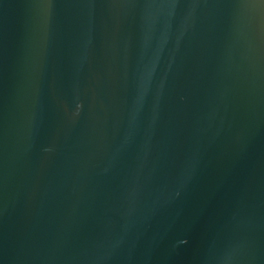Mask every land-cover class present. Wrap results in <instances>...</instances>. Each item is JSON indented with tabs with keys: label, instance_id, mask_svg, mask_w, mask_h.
Returning a JSON list of instances; mask_svg holds the SVG:
<instances>
[{
	"label": "water",
	"instance_id": "water-1",
	"mask_svg": "<svg viewBox=\"0 0 264 264\" xmlns=\"http://www.w3.org/2000/svg\"><path fill=\"white\" fill-rule=\"evenodd\" d=\"M0 264H264V0H0Z\"/></svg>",
	"mask_w": 264,
	"mask_h": 264
}]
</instances>
